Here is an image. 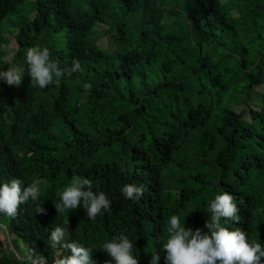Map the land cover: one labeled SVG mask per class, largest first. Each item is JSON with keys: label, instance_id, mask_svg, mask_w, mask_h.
<instances>
[{"label": "trees", "instance_id": "trees-1", "mask_svg": "<svg viewBox=\"0 0 264 264\" xmlns=\"http://www.w3.org/2000/svg\"><path fill=\"white\" fill-rule=\"evenodd\" d=\"M36 45L83 71L33 87L26 53ZM8 67L23 77L0 80V183L47 186L7 217L23 248L18 257L0 240V264H23L29 247L54 264L68 253L48 237L67 220L95 264L120 235L138 264L155 253L164 264L169 218L206 232L223 191L241 217L224 226L264 246V0H0V71ZM77 175L106 194L110 212H56ZM131 183L145 188L135 202L121 191Z\"/></svg>", "mask_w": 264, "mask_h": 264}, {"label": "clouds", "instance_id": "clouds-1", "mask_svg": "<svg viewBox=\"0 0 264 264\" xmlns=\"http://www.w3.org/2000/svg\"><path fill=\"white\" fill-rule=\"evenodd\" d=\"M26 62L32 86H38L40 89H45L52 84L54 77L60 78L65 74L71 75L83 71L78 60H73L70 69H62L59 67L58 60L50 59V50L38 45L27 50ZM22 77V72L15 67H8L6 71H0V80L9 86H19ZM84 87L86 90H90L92 85L86 84ZM46 186L47 182L43 179H34L25 186L24 180L19 177L0 183V232L7 235L8 241L11 240V228L7 225L8 220H3L1 216L15 218L21 205L26 204L29 200L34 202L40 200L42 187ZM92 187L93 183L90 179L78 175L72 177L71 185L65 188L60 195L59 202L54 204L56 212L74 211L83 205L89 220H94L103 212H110L112 204L106 194L104 192L96 193ZM121 191L126 199L135 202L143 196L145 188L143 184L131 183L125 184ZM234 199L233 195L225 191L215 196L209 204L211 216L204 224L206 232L199 227L194 230L191 227L185 228L184 223L181 224L180 218L177 215H172L169 218L168 235L164 238L166 242L163 243L164 264H262L264 246L260 242H249L244 230L240 228L230 230L224 226L230 223H240V210L234 203ZM35 211L37 213L45 212L39 204ZM13 234V238L20 241V249L23 248L21 239L17 237L16 233L13 232ZM69 237L68 220L64 222V226H56L51 230L48 237L49 247L68 253L67 255H58L54 264H95L91 258L93 248L85 247L79 241L69 239ZM0 240L3 241L1 237ZM9 245L6 247L21 257V252L14 247L13 240ZM133 248L134 245L127 236L114 237L110 242L102 245L101 251L106 252L111 258L105 261V264H138V260L133 254ZM159 260L160 254L155 253L149 264H158ZM23 264H47V260L44 256L36 254L34 248L29 247Z\"/></svg>", "mask_w": 264, "mask_h": 264}, {"label": "rangeland", "instance_id": "rangeland-1", "mask_svg": "<svg viewBox=\"0 0 264 264\" xmlns=\"http://www.w3.org/2000/svg\"><path fill=\"white\" fill-rule=\"evenodd\" d=\"M25 12V10L22 12V13H24ZM14 45H15V43L14 42H11L10 43V46L8 47L9 49H14L15 47H14ZM258 88H256V90H257ZM8 216H6V215H2L1 216V218L3 219V220H8V218H7ZM10 236H11V240H13V236H14V234H13V232H11L10 231ZM0 237H1V239L4 241V244H2V246H6V245H8V246H10L9 244H11V240L10 241H8L7 240V235L6 234H3V232H0ZM12 248H13V246H11ZM19 251L21 252V249H19ZM22 253V252H21Z\"/></svg>", "mask_w": 264, "mask_h": 264}]
</instances>
